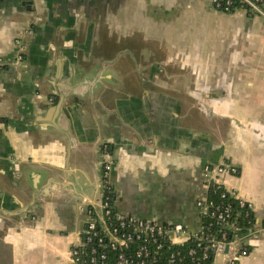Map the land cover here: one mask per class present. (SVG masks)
I'll list each match as a JSON object with an SVG mask.
<instances>
[{
    "label": "crops",
    "instance_id": "obj_1",
    "mask_svg": "<svg viewBox=\"0 0 264 264\" xmlns=\"http://www.w3.org/2000/svg\"><path fill=\"white\" fill-rule=\"evenodd\" d=\"M105 147L117 211L190 229L203 166L234 165L262 228L236 264H264V20L212 0H0V264H68Z\"/></svg>",
    "mask_w": 264,
    "mask_h": 264
},
{
    "label": "built area",
    "instance_id": "obj_2",
    "mask_svg": "<svg viewBox=\"0 0 264 264\" xmlns=\"http://www.w3.org/2000/svg\"><path fill=\"white\" fill-rule=\"evenodd\" d=\"M239 1V9L264 20V0ZM212 3L217 10L231 11L230 0ZM103 156L101 195L94 202L82 200L87 216L71 245L68 264H216L214 259L219 256H226L227 264H236L249 254V240L262 228L255 219L250 223L252 203L225 182L238 174L234 165L203 166L196 197L199 226L190 229L181 223L117 211V193L107 180L112 164L106 147ZM241 219L250 226H242Z\"/></svg>",
    "mask_w": 264,
    "mask_h": 264
},
{
    "label": "trees",
    "instance_id": "obj_3",
    "mask_svg": "<svg viewBox=\"0 0 264 264\" xmlns=\"http://www.w3.org/2000/svg\"><path fill=\"white\" fill-rule=\"evenodd\" d=\"M221 1L224 2L225 0H221ZM230 1H231V5H230V9H231V11H232V10H235V9H239V8H238L239 5H240V1H239V0H230ZM107 149H108L107 151H110L109 148H107ZM111 200H112V199H111ZM249 218H250V223L252 224V223H253V220H254L253 214H251V215L249 216ZM239 223H240L242 226H245V227H249V226H250V224H246V223H244L242 219L239 220ZM263 226H264V221H263Z\"/></svg>",
    "mask_w": 264,
    "mask_h": 264
},
{
    "label": "water",
    "instance_id": "obj_4",
    "mask_svg": "<svg viewBox=\"0 0 264 264\" xmlns=\"http://www.w3.org/2000/svg\"><path fill=\"white\" fill-rule=\"evenodd\" d=\"M23 4H27V2H23ZM210 164H214V163H210ZM215 164H217V163H215Z\"/></svg>",
    "mask_w": 264,
    "mask_h": 264
},
{
    "label": "rangeland",
    "instance_id": "obj_5",
    "mask_svg": "<svg viewBox=\"0 0 264 264\" xmlns=\"http://www.w3.org/2000/svg\"><path fill=\"white\" fill-rule=\"evenodd\" d=\"M232 177H235V176H232Z\"/></svg>",
    "mask_w": 264,
    "mask_h": 264
}]
</instances>
